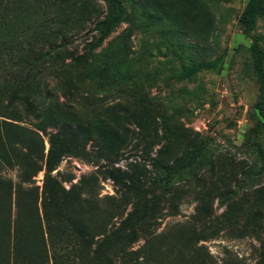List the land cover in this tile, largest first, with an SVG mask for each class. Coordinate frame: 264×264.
Here are the masks:
<instances>
[{
	"label": "rangeland",
	"instance_id": "rangeland-1",
	"mask_svg": "<svg viewBox=\"0 0 264 264\" xmlns=\"http://www.w3.org/2000/svg\"><path fill=\"white\" fill-rule=\"evenodd\" d=\"M250 1L0 0V264H264Z\"/></svg>",
	"mask_w": 264,
	"mask_h": 264
},
{
	"label": "trees",
	"instance_id": "trees-1",
	"mask_svg": "<svg viewBox=\"0 0 264 264\" xmlns=\"http://www.w3.org/2000/svg\"><path fill=\"white\" fill-rule=\"evenodd\" d=\"M105 1L114 8L115 13H114V15L111 18L109 23H106V21H104V20L98 22V25L99 24H104V25L106 24L102 28V35L105 34L106 32H108L114 26V24H116L119 21L121 15L124 12L123 5L121 4L120 0H105ZM256 10L264 12V4L259 0L250 1V3L242 10V12L239 16V21L244 26L250 27L252 25L253 15H254V12ZM252 48L254 49V51L256 53L257 61L259 62L260 58L263 56L264 53L260 52L253 45H252ZM196 67H197V65L186 69L185 73L188 74V73L192 72L193 70H195ZM256 74H257L258 79H259L261 98L263 99L264 82H263V78H262V75H261L258 67H256ZM56 154H57V148H55L51 145L49 148L48 155L46 156V165L48 168H52V166L54 165V160L56 158ZM159 164L160 163H159L158 157L152 158V165L155 168L159 169ZM153 182L157 185L161 195L165 196L167 191H168V182L165 179V177L155 176L153 179ZM52 191H54V189H52Z\"/></svg>",
	"mask_w": 264,
	"mask_h": 264
}]
</instances>
